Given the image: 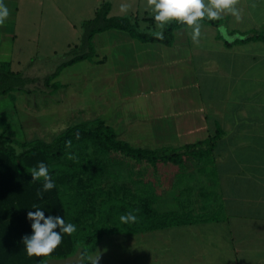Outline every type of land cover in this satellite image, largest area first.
Instances as JSON below:
<instances>
[{
    "label": "crops",
    "instance_id": "crops-1",
    "mask_svg": "<svg viewBox=\"0 0 264 264\" xmlns=\"http://www.w3.org/2000/svg\"><path fill=\"white\" fill-rule=\"evenodd\" d=\"M20 2L4 0L10 14L0 26V62L9 64L13 72H21L24 66L19 65L23 61L18 60V57L14 61L16 64H12L13 55H20L22 50L18 44L20 32L10 28V16L14 13V6ZM108 2L111 4L112 16L131 15L135 18V13L139 11L153 15L148 10L147 0H122L121 4L132 7L120 14H112L118 0ZM55 3L52 0L50 7L54 5L58 13L60 8L56 9ZM233 7L237 10L238 18L225 12L220 16L224 18V23L219 27L198 22L201 25L200 35L205 34L208 38L209 49L221 54L230 53L238 60L248 56L247 67L243 70L236 67L239 70H234L235 73L231 70L232 76L226 80V88L214 97H208L203 91L202 84L205 85V82L201 76L210 69L215 72L218 70L204 56L195 58L188 26L173 31L172 46L141 43L124 32L114 30L96 35L93 38L95 60L102 59L104 62H100V65L91 64L94 60L80 62L65 68L55 79L62 85L58 91L66 86L61 76H68L70 83L73 80L85 81V87L89 89L103 84L116 86L121 91V87H124L131 93H139L140 87L147 85L151 92L153 89L171 96L173 105L168 107V102L156 105L150 97V101H141V117L172 118L175 120L173 124L180 128L184 122L190 127L189 119L198 116L203 125L207 119L211 120L214 133L217 126L223 132L222 139L212 152L215 184L213 204L218 217L207 222L173 225L136 234L110 232L102 237L95 251L89 254L96 256L101 253L99 264H264V0H236ZM39 12L37 15L42 16ZM60 16L52 15L50 21H57ZM65 23L68 29L71 27V32H75V38L66 43L65 49H68L69 45L78 44L81 33L78 35L77 23L71 24L67 17ZM142 29L159 30L148 27ZM54 31L53 23L45 33L47 46ZM253 31L261 33L262 40H247L253 36ZM35 36L26 38L36 43L39 37ZM235 40L241 42L236 43ZM52 51L57 54L55 48ZM78 67L80 69H75ZM69 69L71 72L65 73ZM134 86L138 88L135 90ZM110 95L111 91L107 94V101H111ZM99 103L102 106L103 102ZM108 105L113 106L112 103ZM191 112L196 113L195 116ZM96 118L104 120L98 115L92 119ZM160 123L155 126L150 124L162 130V133L169 131L167 128L171 127L170 123ZM6 124L7 136L11 137L9 122L6 121ZM19 136L23 134L15 131L14 140L25 142ZM186 144L191 143L162 146L176 148ZM162 212L177 213L173 210Z\"/></svg>",
    "mask_w": 264,
    "mask_h": 264
},
{
    "label": "rangeland",
    "instance_id": "rangeland-1",
    "mask_svg": "<svg viewBox=\"0 0 264 264\" xmlns=\"http://www.w3.org/2000/svg\"><path fill=\"white\" fill-rule=\"evenodd\" d=\"M102 1L62 0L61 2V0H55L56 9L60 8L57 13L54 5L50 7L52 0L45 2L21 0L19 5L14 6V13L10 16L12 19L10 28L20 32L18 44L22 49L20 55H13L12 64H16L14 61L17 59L22 60L23 62L19 64H24L21 72L27 76L38 77L42 81L55 69L56 64L52 59L60 57L77 45H69L68 49H65L66 43L75 38V32H71V27L67 28L65 18L70 19L71 24H78L77 32L80 35V23L91 19ZM121 3L122 0H118L119 6L114 5L112 14H120ZM128 6V9L132 7V5ZM39 11L42 16L37 15ZM149 12L151 13L150 10ZM52 15L56 17L61 15L59 17L61 20L51 22ZM244 16H247V12ZM135 19L141 29L145 27L157 29L154 15L139 11L135 13ZM53 23L55 31L47 46L45 33L47 27ZM33 35H36L35 37L38 35V42L36 40L34 43L26 38ZM190 42L193 43L195 58L204 56L218 70L215 72L210 69L204 76L201 74L202 81L205 82V85L202 84V89L208 97L209 95L214 97L216 93L226 88V80L232 76L231 70H239L236 67L243 70L249 63L246 58L248 56L238 60L230 53L221 54L209 49L205 34L199 36L198 43H194L190 36ZM53 48L57 50V54L52 53ZM30 59H34L32 65H29ZM100 62L104 60H94L91 64L100 65ZM14 66L17 68L16 65ZM69 71L70 69L65 73ZM60 79L66 83V86L54 95L41 93L20 95L18 93L21 92H17L0 97V120L9 122L11 128L9 138L14 139L15 131H20L23 136L19 138L23 137L25 142L32 138L50 141L68 126L90 120L97 115L103 117L106 124L114 128L118 138L135 147L179 146L211 137L214 133L211 120L207 119L206 124L203 125L198 116L189 119L190 127L184 122V126L180 128L173 124L175 120L172 118L166 120L149 116L141 117V101H150V97L156 105L161 104L160 102H168V107L173 105L171 96L157 93L153 89L151 92L147 85L141 86L139 93L134 91L131 93L124 87H121V91L116 86L98 84L99 86L89 89L85 87V81L73 80L70 83L71 79L68 76H61ZM107 88L111 91V101H107L109 92ZM137 88L138 86L133 87L135 90ZM99 102H103L102 106ZM109 103L113 106L108 105ZM109 106L110 109H108ZM191 114L195 116L196 113L191 112ZM162 121L171 124L166 133H162V130H157L151 125H160ZM69 156L72 159H69ZM65 160L83 165L90 163L98 169L93 175L71 179L67 183L70 190L65 189V182H57L68 220L77 226L75 233L83 226L92 227L96 219L95 209L108 195L124 199L136 208V219H142L146 213H164L162 212L164 210L187 213L193 217L205 216L211 219L218 217L213 204L215 190L213 153L202 159H186L180 166H152L147 163L136 164L116 154L103 151L95 143L85 142L71 149ZM121 216L114 212L113 229L123 228ZM44 264L83 263L78 250L68 258L49 259Z\"/></svg>",
    "mask_w": 264,
    "mask_h": 264
},
{
    "label": "trees",
    "instance_id": "trees-1",
    "mask_svg": "<svg viewBox=\"0 0 264 264\" xmlns=\"http://www.w3.org/2000/svg\"><path fill=\"white\" fill-rule=\"evenodd\" d=\"M198 22L219 27L224 23V18L211 19L205 15ZM185 26L181 22L171 21L163 29L164 38L158 39L155 30L141 29L137 20L131 15L112 16L111 4L102 1L96 8L94 16L80 23L81 35L78 44L60 57L52 59L56 64L55 69L42 81L38 77L24 75L23 72H13L9 64L0 62V97L17 92L50 95L56 93L62 85L55 79L65 68L83 61L95 60L93 38L96 35L114 30L124 32L131 39L141 43L172 46L173 31ZM252 34L253 36L247 40H262L261 33L253 31ZM33 62L34 59L29 65ZM2 121L0 120V264H44L49 259L68 258L78 250L82 263L89 264L88 255L95 251L102 237L110 232L136 234L173 225H189L211 220L209 217H193L187 213L151 212L146 213L142 219H136L135 223L124 224L121 230H115L112 227L114 212L121 215L128 213L136 215L137 209L124 199L108 195L95 209L96 219L92 227L83 226L72 235L62 233V243L51 255L29 258L22 239L24 236L32 235V221L27 219V213L36 211L34 207L36 206L44 212L45 217L60 216L66 224L70 223L57 182H65V189L70 190L67 183L71 179L90 176L98 170L90 163L83 165L65 160L70 150L78 144L95 143L103 151L116 154L136 164L180 166L188 158L202 159L211 154L222 139L223 132L217 126L211 137L176 148L135 147L118 138L115 130L104 120L96 118L72 124L50 141L33 139L19 142L7 136L8 126ZM41 162L48 167L49 175L55 184V187L47 192L43 191V179L32 182L31 169L36 168ZM56 231L58 232L59 229Z\"/></svg>",
    "mask_w": 264,
    "mask_h": 264
},
{
    "label": "clouds",
    "instance_id": "clouds-1",
    "mask_svg": "<svg viewBox=\"0 0 264 264\" xmlns=\"http://www.w3.org/2000/svg\"><path fill=\"white\" fill-rule=\"evenodd\" d=\"M236 0H147L148 9L154 15L157 31L155 33L158 39H163V29L171 21L181 22L188 26L191 31L192 40L198 43L201 25L198 21L202 20L205 15L211 19H217L225 12L237 16V10L233 5ZM128 5L120 6L121 12H127ZM9 10L4 4V0H0V26L5 23L9 16ZM19 152V149H17ZM69 159H72L69 156ZM32 182L43 179V191H50L55 187L52 178L49 175L48 167L43 163H39L36 168L31 169ZM38 196L40 193L37 194ZM36 211H29L27 219L32 221L31 236H24L23 244L26 249L27 256L31 257H47L62 243L63 234L72 235L76 232L77 226L73 223H65L63 217L47 216L39 207L34 206ZM121 223H135L136 216L132 213L122 215ZM56 229H59L57 232ZM101 253L96 256L88 255L91 264H99Z\"/></svg>",
    "mask_w": 264,
    "mask_h": 264
}]
</instances>
